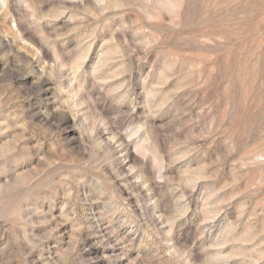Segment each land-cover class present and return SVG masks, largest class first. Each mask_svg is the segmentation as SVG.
<instances>
[{
    "label": "rangeland",
    "instance_id": "374dc122",
    "mask_svg": "<svg viewBox=\"0 0 264 264\" xmlns=\"http://www.w3.org/2000/svg\"><path fill=\"white\" fill-rule=\"evenodd\" d=\"M0 264H264V0H0Z\"/></svg>",
    "mask_w": 264,
    "mask_h": 264
},
{
    "label": "bare ground",
    "instance_id": "6f19581e",
    "mask_svg": "<svg viewBox=\"0 0 264 264\" xmlns=\"http://www.w3.org/2000/svg\"><path fill=\"white\" fill-rule=\"evenodd\" d=\"M97 229H98V228H97ZM97 229H96V230H97ZM100 230H102V229H100ZM100 233H101V231H100ZM95 234H96V233H95ZM107 234H108V233H107ZM109 234H110V233H109ZM97 235H98V234H97ZM97 235H96V236H97ZM101 235H102V234H101ZM110 235H111V234H110ZM110 235H109V236H110ZM103 236H104V235H103ZM113 236H114V235H113ZM113 236H112V237H113ZM115 236H116V235H115ZM114 238H115V237H114ZM115 239H116V238H115Z\"/></svg>",
    "mask_w": 264,
    "mask_h": 264
}]
</instances>
